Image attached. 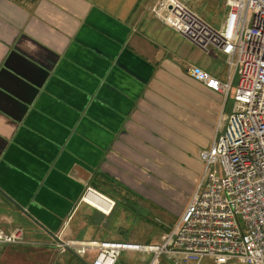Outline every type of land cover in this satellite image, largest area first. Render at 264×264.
<instances>
[{
  "label": "crops",
  "instance_id": "crops-1",
  "mask_svg": "<svg viewBox=\"0 0 264 264\" xmlns=\"http://www.w3.org/2000/svg\"><path fill=\"white\" fill-rule=\"evenodd\" d=\"M156 2L0 0V227L35 243L0 246V264H87L52 237L124 241L130 210L104 227L118 206L178 220L187 205L236 79L226 99L196 81L193 68L226 81L224 56L164 25ZM88 188L108 215L80 201Z\"/></svg>",
  "mask_w": 264,
  "mask_h": 264
},
{
  "label": "built area",
  "instance_id": "built-area-1",
  "mask_svg": "<svg viewBox=\"0 0 264 264\" xmlns=\"http://www.w3.org/2000/svg\"><path fill=\"white\" fill-rule=\"evenodd\" d=\"M224 7L223 26L215 29L181 0L156 6L155 16L172 31L205 53L214 49L224 56L226 81L193 68L196 81L226 99L236 79L232 110L220 116L211 146L199 152L201 176L173 228L154 244L74 239L62 232L49 244L57 253L87 264H116L128 252L149 255L148 264L163 258L172 264H264V0H224ZM92 193L88 188L80 201L93 207L85 200ZM107 201L108 212L99 211L105 215L114 206ZM34 244L22 229L0 227V246Z\"/></svg>",
  "mask_w": 264,
  "mask_h": 264
},
{
  "label": "rangeland",
  "instance_id": "rangeland-1",
  "mask_svg": "<svg viewBox=\"0 0 264 264\" xmlns=\"http://www.w3.org/2000/svg\"><path fill=\"white\" fill-rule=\"evenodd\" d=\"M157 2L153 10L156 8ZM185 2L186 6L192 10L193 12L197 13L202 17V19L211 27L215 29H220L223 26L224 18L226 15V9L224 7V0H216L213 3L211 0H181ZM156 11V9L154 10ZM234 88V85H233ZM233 100L232 97L227 100L226 107L229 108L232 104ZM91 208L85 206L84 204L81 205L79 211L77 212V217L80 220L81 214L86 211H90ZM121 209L130 210V213L123 215L125 218V223L128 225V233L122 237L124 241H131L136 243H146V244H154L158 243L160 236L163 233L169 232L174 224L177 222L176 216L173 212L165 213L164 219L155 211L156 208H153V212H144L138 206H130L127 207H117L115 213L110 218H103L105 222L106 228L111 227L113 221L116 217L121 216ZM93 217L97 213L92 209ZM136 235V236H135ZM134 237V239H132ZM164 259V258H163ZM121 259H119L118 264H121ZM199 264H215L210 259H204ZM228 264H244L237 260H232Z\"/></svg>",
  "mask_w": 264,
  "mask_h": 264
},
{
  "label": "bare ground",
  "instance_id": "bare-ground-1",
  "mask_svg": "<svg viewBox=\"0 0 264 264\" xmlns=\"http://www.w3.org/2000/svg\"><path fill=\"white\" fill-rule=\"evenodd\" d=\"M85 200L90 203L94 208H96L98 211H101L103 213H107L110 207V203L106 200L101 198L98 194L92 193L91 196L85 197Z\"/></svg>",
  "mask_w": 264,
  "mask_h": 264
},
{
  "label": "trees",
  "instance_id": "trees-1",
  "mask_svg": "<svg viewBox=\"0 0 264 264\" xmlns=\"http://www.w3.org/2000/svg\"><path fill=\"white\" fill-rule=\"evenodd\" d=\"M199 180V179H198ZM198 182V181H197ZM197 184V183H196Z\"/></svg>",
  "mask_w": 264,
  "mask_h": 264
}]
</instances>
